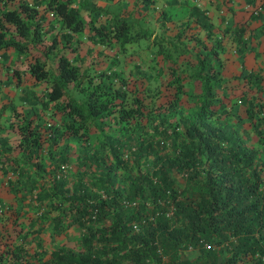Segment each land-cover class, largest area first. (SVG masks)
<instances>
[{
	"label": "trees",
	"instance_id": "obj_1",
	"mask_svg": "<svg viewBox=\"0 0 264 264\" xmlns=\"http://www.w3.org/2000/svg\"><path fill=\"white\" fill-rule=\"evenodd\" d=\"M243 1L253 11L264 7ZM38 6L59 21L71 54L69 42L86 27L72 0H0V56L39 48L27 67L33 82L46 83L39 95L24 89V113L11 106L18 154L0 149V189L39 213L20 217L11 204L0 207V264H264V69L235 75L246 127L223 102L233 89L221 75L223 38L235 30L239 38L244 24L204 28L198 19L196 32L179 27L173 39L153 37L160 63L141 74L144 84L119 77L106 86L61 53L50 78L44 55L56 39L45 43L51 27ZM110 22L88 28L122 49L149 37L123 17ZM106 117L134 143L133 156L96 127ZM71 138L75 144L63 142ZM74 149L85 151L86 168L67 177L61 165ZM14 175L25 180L17 184ZM185 251L195 254L187 259Z\"/></svg>",
	"mask_w": 264,
	"mask_h": 264
},
{
	"label": "rangeland",
	"instance_id": "obj_2",
	"mask_svg": "<svg viewBox=\"0 0 264 264\" xmlns=\"http://www.w3.org/2000/svg\"><path fill=\"white\" fill-rule=\"evenodd\" d=\"M28 4L34 5L37 0H24ZM77 7L78 13L85 22V29L81 33L74 34L69 44L75 46L77 55L71 54L62 34L65 32L56 18L49 16V13L42 11L40 4L38 9L44 18L46 27H51L45 37V43H49L52 37L56 39V46L51 53L44 55L47 72L51 77L56 75L55 64L56 55L63 54L75 63L80 64L93 81H101L108 86L109 81L115 84L119 77L128 78L130 82L141 87L144 84L142 73L148 74L147 68L154 69L160 63V57L156 54V46L153 44V37H163L173 39L179 27L188 28L187 33L196 32L197 20H202L206 25H215L219 29L230 27L231 30L238 27H245L239 38L237 32H226L223 38V56L227 60L223 63L221 75L230 79L228 85L233 88L236 80L235 75L239 72H247L251 69H264V7H258L256 11L244 3L243 0H72ZM95 8V9H94ZM103 14L100 18L97 13ZM104 17V18H103ZM116 17H123L130 25V31L136 32L144 30L149 37L138 39L130 44H125L124 48L113 42V40L99 39L95 36L88 25L109 26L111 20ZM212 22V24H210ZM86 36V39L83 38ZM199 37H203L200 32ZM190 44H193L190 42ZM39 48L30 49V53L39 54ZM29 54H17L14 50H8L4 56H0V149L11 156L18 154L15 145L17 136L14 126H9L17 121L11 116V106L14 105L17 111L25 112L27 105L23 97L24 89L39 95L45 92V82H33L27 67ZM224 56V57H225ZM17 71L18 76L14 71ZM103 72L108 77H100ZM129 75V76H127ZM105 77V78H104ZM117 85V84H116ZM111 87V86H110ZM108 87V88H110ZM67 94L76 100H81V95L71 87H67ZM241 89H229L225 93L223 102L232 114V121L239 122L237 127H246V120L242 110L239 95ZM251 93V92H250ZM248 93V94H250ZM125 98V97H124ZM128 98V97H127ZM165 98V97H163ZM47 114V113H46ZM95 125L101 124V132L106 136L117 137L121 141L123 156L132 155L134 143L125 138L120 132V125L112 118H104V122L95 121ZM94 127H92V130ZM71 145L75 144V139H66ZM84 152L76 149L68 152L66 161L61 165V173L67 177L75 175L76 172L84 171ZM133 156V155H132ZM94 166L91 168L93 169ZM90 171V170H89ZM88 171V172H89ZM18 177L17 184L24 181L23 175ZM11 204L15 207L20 217L38 215L35 203H29L26 199L22 202L14 201V193L6 188L0 189V207ZM47 228H45V231ZM46 235V234H45ZM48 238V236H46ZM64 240L62 236L55 239V246L60 245ZM195 252L185 251L182 256L191 259Z\"/></svg>",
	"mask_w": 264,
	"mask_h": 264
}]
</instances>
